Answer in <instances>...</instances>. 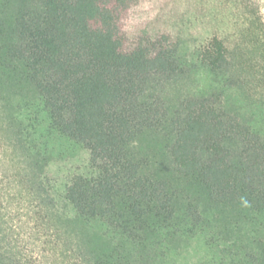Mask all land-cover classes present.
<instances>
[{
	"label": "trees",
	"instance_id": "1",
	"mask_svg": "<svg viewBox=\"0 0 264 264\" xmlns=\"http://www.w3.org/2000/svg\"><path fill=\"white\" fill-rule=\"evenodd\" d=\"M237 37L252 45V67H264V20L252 0H0L1 132L54 196L56 220L72 223L74 264H131L132 232L177 221L170 181L147 176L133 150L146 129L142 81L175 74L186 39L226 78ZM173 125L175 176L264 228L260 130L204 97L182 102ZM56 140L84 155L55 153ZM210 144L218 149L204 153ZM13 258L0 250V264ZM254 264H264V241Z\"/></svg>",
	"mask_w": 264,
	"mask_h": 264
},
{
	"label": "rangeland",
	"instance_id": "2",
	"mask_svg": "<svg viewBox=\"0 0 264 264\" xmlns=\"http://www.w3.org/2000/svg\"><path fill=\"white\" fill-rule=\"evenodd\" d=\"M252 1L264 20V0ZM230 22L235 19L230 18ZM252 50L246 39L233 38L231 65L224 78L212 73L202 61L196 42L186 39L175 74H151L143 79L142 110L147 113H140V123L146 129L133 150L147 176L170 181L178 199V218L167 227L132 232V248L119 241L124 246L120 250H131V264H254L258 260L264 241L259 218L248 221L238 209L211 203L191 182L175 176L170 157L175 142L174 120L182 102L192 98H208L211 104L238 116L264 135V67H252ZM1 116L0 250L14 256L13 264H74V227L67 219L58 222L53 216L54 196L42 188L29 161L1 132ZM52 146L55 153H63L67 159L84 155L81 148L62 140L54 141ZM216 149L210 144L203 152ZM234 163L242 166L244 152L235 156ZM189 209L198 212L201 219L188 217ZM102 231L114 235L111 228ZM89 240L93 245L96 239L91 235Z\"/></svg>",
	"mask_w": 264,
	"mask_h": 264
}]
</instances>
